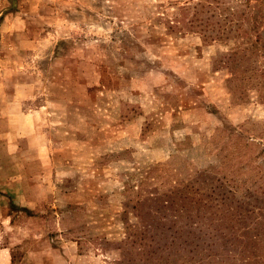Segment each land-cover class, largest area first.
Instances as JSON below:
<instances>
[{
    "label": "rangeland",
    "instance_id": "1",
    "mask_svg": "<svg viewBox=\"0 0 264 264\" xmlns=\"http://www.w3.org/2000/svg\"><path fill=\"white\" fill-rule=\"evenodd\" d=\"M197 2L0 0V143L22 134L0 163V264L264 256V180L247 162L264 100L230 75L234 40ZM230 136L249 149L224 166Z\"/></svg>",
    "mask_w": 264,
    "mask_h": 264
},
{
    "label": "trees",
    "instance_id": "2",
    "mask_svg": "<svg viewBox=\"0 0 264 264\" xmlns=\"http://www.w3.org/2000/svg\"><path fill=\"white\" fill-rule=\"evenodd\" d=\"M223 5L222 0H198L194 8L196 14L202 13L203 10L207 13L205 22L213 26L212 33L216 32L218 39L234 40V46L230 48L224 63L229 67L230 75L239 80L242 87H254L258 96L264 100V0H244L245 7L242 11H231ZM231 138L230 136L228 145L222 148L224 151L228 149L223 156L224 166L230 164L233 158L246 156L249 149L247 143H241L237 137ZM248 140L254 141V138ZM257 143L264 145L262 140H258ZM254 157L258 159L256 163L253 159L247 161L251 165L249 172L255 176L259 175L262 181L264 180V149L258 150ZM201 172L215 175L209 170ZM223 179L221 178L220 181ZM220 181H214L213 191ZM255 193L256 200L264 202V184L260 185ZM254 207V205L249 206V209L252 210ZM244 259L246 258H242ZM245 264H264V256L261 255L260 260Z\"/></svg>",
    "mask_w": 264,
    "mask_h": 264
},
{
    "label": "crops",
    "instance_id": "3",
    "mask_svg": "<svg viewBox=\"0 0 264 264\" xmlns=\"http://www.w3.org/2000/svg\"><path fill=\"white\" fill-rule=\"evenodd\" d=\"M22 119H23L22 116H20L19 120H22ZM2 120H3V118H2ZM20 131L21 130L18 128H10L8 131L3 132L4 137H8L10 140L3 141L0 143L1 149L4 150L3 153H0L1 154L0 163H3L4 165L11 164L14 162V158H18V156L20 155V153H18V152L16 153L18 146H19L18 137L22 135ZM19 167L20 166L18 165L17 168H15L14 170H9L5 166L4 170L11 177V175L19 174L21 172ZM0 169H2V168L0 167ZM7 187H10V189H12V191H13L14 188H16V185L13 183H8ZM4 191H8V190L6 188H4ZM30 201H32V200H30ZM16 203H17V201H16ZM20 204L28 206V207L30 205L28 201L26 203H20Z\"/></svg>",
    "mask_w": 264,
    "mask_h": 264
}]
</instances>
